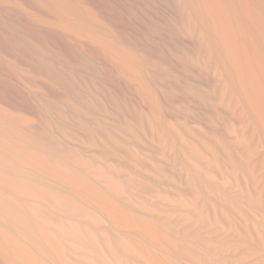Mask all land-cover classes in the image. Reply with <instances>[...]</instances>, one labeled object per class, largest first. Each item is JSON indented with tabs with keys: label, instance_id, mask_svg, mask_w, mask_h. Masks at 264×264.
<instances>
[{
	"label": "bare ground",
	"instance_id": "obj_1",
	"mask_svg": "<svg viewBox=\"0 0 264 264\" xmlns=\"http://www.w3.org/2000/svg\"><path fill=\"white\" fill-rule=\"evenodd\" d=\"M0 264H264V0H0Z\"/></svg>",
	"mask_w": 264,
	"mask_h": 264
}]
</instances>
